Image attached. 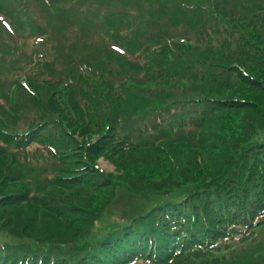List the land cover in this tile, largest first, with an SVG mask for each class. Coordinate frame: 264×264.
Wrapping results in <instances>:
<instances>
[{
    "label": "trees",
    "instance_id": "obj_1",
    "mask_svg": "<svg viewBox=\"0 0 264 264\" xmlns=\"http://www.w3.org/2000/svg\"><path fill=\"white\" fill-rule=\"evenodd\" d=\"M0 83V264H264V0H0Z\"/></svg>",
    "mask_w": 264,
    "mask_h": 264
},
{
    "label": "rangeland",
    "instance_id": "obj_2",
    "mask_svg": "<svg viewBox=\"0 0 264 264\" xmlns=\"http://www.w3.org/2000/svg\"><path fill=\"white\" fill-rule=\"evenodd\" d=\"M88 18L91 19V17H88ZM4 88H5V90H7L8 85L6 86L5 83H0V92H2L4 90ZM10 98L11 99H15L16 101H17V99L21 98V100L23 102L27 103L26 105H28L29 110H32V109H30V107H31V104L33 106V100L34 99L31 100V101L29 99H27V98L31 99V96H30V94H29L27 89L21 88V90H16V89L13 90L11 92V94H10L9 100H10ZM43 99H45L44 96H43ZM9 100H8V103H9ZM23 106H25V105H23ZM18 112H16V114L19 115V116L20 115L25 116L28 112L29 113L30 112L35 113L33 111H28L27 109H24V108L22 109V111L18 110ZM254 123H255L254 129H253V131H252V133H251V135L249 137L248 145L258 141L261 138H264V129H260L258 127V123H257V118L256 117H254ZM262 123H264V120L262 121ZM93 139H95V136L92 138V140ZM75 156L76 155L74 154V155L69 156V157H71V159H74ZM84 163H86V162H84ZM79 164H80V162H73L71 164V166L77 168L78 166H80ZM97 167H99V169H101L104 173H108L109 174L108 179H110V180H108V181H110L109 183H111L112 188L114 189L115 185L112 183L113 182L112 180L114 179V176L117 175V173H116L117 169L114 166V164L111 161V159L109 160L106 157H100L97 160ZM75 170H77V169H75ZM164 180H166V178ZM174 182H175V180L173 181V183ZM154 183L155 184H159V180L154 181ZM136 187L147 188L149 186H145L144 183L141 184V186H140L139 182H137ZM115 190L116 191L118 190V192L120 194H117L118 192H113L112 194H110L109 197L107 198V200L109 202L105 206V210L100 213L101 215L97 216L96 220L93 221L92 227L90 229L91 233L88 236L92 240L93 239L94 240L95 239H99L104 234H106L108 232V229L111 226H113V225H115L117 223V217H116L117 215L112 216V214L113 213L114 214H119V216H120V212L122 211L121 207L127 206L128 199H127L126 195L123 193L124 190L122 189V187H117V188H115ZM175 190H178V191H169L170 197H174L175 196V198H178L180 196L185 195V193L188 191V189H175ZM154 193H156L157 196H159L158 195L159 192H154ZM107 194H108V191H105V192L102 193V195H104V196H107ZM131 196L132 195H130V198H133ZM157 196H155V194H152V197H154V198L157 197ZM117 197H118V200L115 201L117 199ZM149 200H151V199H149ZM149 200H147V203L149 202ZM149 207H151V206L147 205V209ZM109 209H110L111 212H109ZM25 213L26 212H24V214L23 213H17V214H15L13 216L10 215L9 218L6 219L7 220V224L12 226V228H14L15 230L18 229L17 230L18 232H21V230H22L21 226L24 225V223L29 220V213L28 214L27 213L25 214ZM5 218H7V217H0V219H2V220H4ZM0 224H1V226L3 228H5V226L8 227L4 221L1 222ZM3 228L0 227V244L8 243V242H13V243H15V242H24L23 240H21L19 238H16V239L12 238L11 236L8 235V232L5 231ZM9 228H11V227H9ZM64 231H65V229H63V232ZM67 254H70V252H67Z\"/></svg>",
    "mask_w": 264,
    "mask_h": 264
}]
</instances>
